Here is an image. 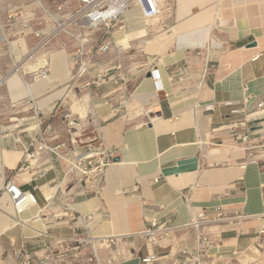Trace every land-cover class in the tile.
I'll use <instances>...</instances> for the list:
<instances>
[{"label": "crops", "instance_id": "1", "mask_svg": "<svg viewBox=\"0 0 264 264\" xmlns=\"http://www.w3.org/2000/svg\"><path fill=\"white\" fill-rule=\"evenodd\" d=\"M161 8L146 21L132 4L88 76L108 77L85 86L88 77L71 81L75 44L66 36L25 61L36 34L51 32L62 14L39 0H0V264H18L17 252L31 264L49 260L74 233L92 238L102 264H142L150 255V264H264V164L250 163L230 129L244 119L251 142H264V109H256L264 103V0H161ZM117 74L125 83L113 82ZM244 99L247 114L231 115ZM208 104L214 111H202ZM64 111L82 124L78 144L68 142ZM38 123L50 126V146H65L40 152L34 172L18 171ZM102 149L118 154L99 185L77 172L75 181L66 177L78 158ZM10 177L32 195L24 210L3 191ZM202 211L248 219L188 227ZM152 225L167 231L148 245L140 234Z\"/></svg>", "mask_w": 264, "mask_h": 264}, {"label": "built area", "instance_id": "2", "mask_svg": "<svg viewBox=\"0 0 264 264\" xmlns=\"http://www.w3.org/2000/svg\"><path fill=\"white\" fill-rule=\"evenodd\" d=\"M133 3L140 8L144 19L148 21L158 18L162 13L161 0H66L63 4L55 7L57 14H62V16L54 21L55 26L53 30L44 35L36 34L38 41L26 56L25 61L32 59L38 51L45 48L55 37L61 34L68 37L75 44V49L71 56V62L74 66V72L70 77L72 83L74 84L83 77H88L95 63V58L108 54L111 47V32L115 24L122 15L131 8ZM96 33L99 34L97 44L94 46L89 45V40L92 35ZM5 41L4 38H0V44ZM258 58L259 55L255 56L253 60ZM19 66L20 63L13 64L12 71H16ZM113 69L119 71L120 67L116 66ZM47 71L48 65L46 64L38 73V77L43 80L47 79ZM109 71L110 70L106 72L101 71L93 77H88L85 86L102 84L108 77L107 73ZM125 81V77L120 74L115 75L113 78L115 84L125 83ZM247 103L248 99H244L242 101V107L232 110L230 114H247ZM224 106L230 107L232 104L228 103L224 104ZM214 109V104H208L202 107V111L204 112H212ZM256 109H264V103H258ZM62 120L68 135L69 144H78L79 139L77 138V133L82 128L80 120L70 111H64L62 113ZM19 122H24V119L19 120ZM230 129L232 131L233 140L242 144L243 150L248 153L250 163L256 165L264 164V142L260 144L251 142L249 128L245 120L243 119L231 124ZM50 131L51 128L49 125L43 127L41 123L37 124V133L30 144V149L24 152L18 171L34 172L37 155L40 152H48L55 155L59 154L65 144L50 146L43 137L44 133ZM255 151L257 153H255ZM117 154V150L102 149L98 153L89 151L87 154L78 158V160L68 168L65 175L68 179L75 181L77 172L84 183L94 179L98 182L97 185H99L103 180L105 169L110 165L112 160L117 157ZM43 174L44 173H41L40 175ZM3 191L9 194L12 205L17 211L26 209L29 200H33L32 195L22 192L12 182L11 177L4 183ZM247 219V217L237 213L229 217H224L220 213L207 214L202 211L190 222L188 227L197 230L217 223H232L239 225ZM259 219L261 220V226L257 231V239L259 240V247L263 249L264 205ZM166 231V229H161L156 225H152L149 229L142 232L140 236L146 244L153 245L165 235ZM67 242V247L61 252L39 264H66V262H69V264H102L98 260L96 252L92 247V238L82 237L74 233L72 238L67 240ZM201 243L205 250L213 248V245L209 244L206 238H202ZM85 250H89V252L85 253ZM14 258L18 261V264H31L30 257L23 252L15 253ZM156 259L157 257L155 255L146 256L141 259V263L150 264L155 262ZM193 259L197 261V258Z\"/></svg>", "mask_w": 264, "mask_h": 264}, {"label": "rangeland", "instance_id": "3", "mask_svg": "<svg viewBox=\"0 0 264 264\" xmlns=\"http://www.w3.org/2000/svg\"><path fill=\"white\" fill-rule=\"evenodd\" d=\"M20 1H25V0H9L10 3H15V2H20ZM39 1L46 8H55V7L63 4L66 0H39ZM144 20H146V19H144ZM59 36H64V35L60 34Z\"/></svg>", "mask_w": 264, "mask_h": 264}, {"label": "water", "instance_id": "4", "mask_svg": "<svg viewBox=\"0 0 264 264\" xmlns=\"http://www.w3.org/2000/svg\"><path fill=\"white\" fill-rule=\"evenodd\" d=\"M255 46V44H250V46L249 47H254Z\"/></svg>", "mask_w": 264, "mask_h": 264}, {"label": "bare ground", "instance_id": "5", "mask_svg": "<svg viewBox=\"0 0 264 264\" xmlns=\"http://www.w3.org/2000/svg\"><path fill=\"white\" fill-rule=\"evenodd\" d=\"M31 203H32V200L30 199V200H29V204H31Z\"/></svg>", "mask_w": 264, "mask_h": 264}]
</instances>
